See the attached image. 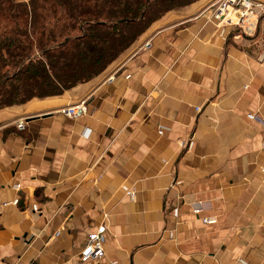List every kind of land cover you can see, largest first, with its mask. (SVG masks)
I'll return each instance as SVG.
<instances>
[{"label": "crops", "instance_id": "0c3cea01", "mask_svg": "<svg viewBox=\"0 0 264 264\" xmlns=\"http://www.w3.org/2000/svg\"><path fill=\"white\" fill-rule=\"evenodd\" d=\"M215 2L165 11L90 79L0 107V264H264V21L239 34L208 18ZM101 224L102 257L82 261Z\"/></svg>", "mask_w": 264, "mask_h": 264}, {"label": "trees", "instance_id": "16d2710c", "mask_svg": "<svg viewBox=\"0 0 264 264\" xmlns=\"http://www.w3.org/2000/svg\"><path fill=\"white\" fill-rule=\"evenodd\" d=\"M195 0H0V107L102 72L165 11Z\"/></svg>", "mask_w": 264, "mask_h": 264}, {"label": "built area", "instance_id": "2783aa9c", "mask_svg": "<svg viewBox=\"0 0 264 264\" xmlns=\"http://www.w3.org/2000/svg\"><path fill=\"white\" fill-rule=\"evenodd\" d=\"M209 19H213L216 23L235 25L238 27L239 34L251 35L256 31L259 19L264 21V3L255 0H216L212 8L208 11ZM111 79V77L109 78ZM61 113L71 118H77L86 113L84 101L68 104L60 109ZM247 118L262 122V119L254 113H248ZM18 129H24V120L17 123ZM17 188L19 184L16 185ZM201 208L193 209L195 214H198ZM202 222L209 224L215 222L214 217L202 218ZM106 226L101 224L91 232L85 245L81 251V260H97L102 257L103 243L105 240Z\"/></svg>", "mask_w": 264, "mask_h": 264}, {"label": "rangeland", "instance_id": "374dc122", "mask_svg": "<svg viewBox=\"0 0 264 264\" xmlns=\"http://www.w3.org/2000/svg\"><path fill=\"white\" fill-rule=\"evenodd\" d=\"M21 1H24V0H21Z\"/></svg>", "mask_w": 264, "mask_h": 264}]
</instances>
